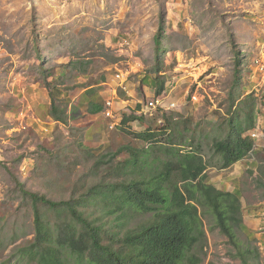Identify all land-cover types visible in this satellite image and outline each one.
Returning a JSON list of instances; mask_svg holds the SVG:
<instances>
[{"label":"rangeland","instance_id":"rangeland-1","mask_svg":"<svg viewBox=\"0 0 264 264\" xmlns=\"http://www.w3.org/2000/svg\"><path fill=\"white\" fill-rule=\"evenodd\" d=\"M116 69L129 73L131 105L170 91L178 108L113 128L107 118L102 132L90 131V121L72 110L50 129L29 97L41 100L38 90L51 87L108 88L96 85L112 83ZM245 113L255 122L245 135L259 136H250L253 147L243 158L221 167L213 144L226 136L231 116L243 121ZM165 122L169 132L158 129ZM146 130L155 137L142 139ZM163 145L198 152L209 182L239 192L240 249L247 264H264V0H0V264H21L12 254L34 234L32 206L16 181L52 200L68 199L133 151L159 166L167 157ZM84 211L100 221L113 217L101 203ZM148 218L132 214L118 229ZM201 219L204 235L189 255L198 264H243L214 217Z\"/></svg>","mask_w":264,"mask_h":264},{"label":"trees","instance_id":"trees-1","mask_svg":"<svg viewBox=\"0 0 264 264\" xmlns=\"http://www.w3.org/2000/svg\"><path fill=\"white\" fill-rule=\"evenodd\" d=\"M154 42L159 51V33ZM55 88L59 87L48 89L52 99L49 115L65 123L66 105L53 95ZM119 94L124 96L123 92ZM101 109L100 105L90 108L91 112ZM137 117L142 116L129 109L121 122ZM227 122L226 136L213 144L214 151L221 155V167L240 160L253 147V139L245 135L255 125L252 113H245L243 121L231 116ZM158 129L169 132L166 122ZM155 135L150 130L139 134L146 140ZM161 148L167 157L159 166L154 160L150 164L144 158L138 160L140 156L133 151L129 159L109 164L103 177L68 199L52 200L16 181V188L32 206L34 234L16 248L13 258L21 264H198L200 260L189 253L199 235H204L201 215L210 213L242 263L247 264L235 231L243 226L239 192L221 190L209 182L206 164L198 152H182L171 145ZM148 150L142 149L141 157ZM101 163L94 164L93 176ZM90 203H101L112 219L89 218L84 207ZM138 213L149 214V218L124 231L118 229Z\"/></svg>","mask_w":264,"mask_h":264},{"label":"crops","instance_id":"crops-1","mask_svg":"<svg viewBox=\"0 0 264 264\" xmlns=\"http://www.w3.org/2000/svg\"><path fill=\"white\" fill-rule=\"evenodd\" d=\"M101 84L105 86L107 85L108 88L104 87L103 89L93 90L95 86L91 85L88 87H82L80 90L75 91L73 93L69 90L55 88L54 90H52V93L53 95L56 96L57 99L61 100L62 103L66 105V113H68V115H71L74 112L72 110H77V112L81 113L83 116H85V118L88 119V121H90L88 124V128L90 131L95 130L98 132L99 131L102 132L104 129L103 127H105L104 125L106 124L105 122L106 120H108L103 114L104 100L107 99L109 95L112 94L111 86L114 83L113 81L112 83L101 82L96 86H99ZM38 92L42 95L41 100H39L38 97H32L33 95H30L29 97L31 100L34 99L33 107L35 109L41 108V111L43 112V114H45V120L44 119L43 120L49 124L48 127L51 129L52 128L51 125L56 124L57 121L53 120L49 115V110H50V105H51V100H52L49 90L48 89L45 90L43 88V89H39ZM133 93H134V89H131V90L129 89V92L127 93V95H125L126 99L128 100L129 97H133ZM129 101L130 100H128V107L132 108L136 105V104L131 105ZM35 102H37V104H35ZM92 104H94L93 107H92ZM97 105L98 106L100 105L102 109L97 112H91L90 108H94ZM118 106L119 105H117V107ZM38 117H39L38 119H40V116ZM46 118H48L50 121L46 120ZM74 121H75L74 118L72 120L70 119V122H74ZM214 185H217V184H214ZM221 185L223 186V183H221ZM225 188H227V186H225Z\"/></svg>","mask_w":264,"mask_h":264},{"label":"built area","instance_id":"built-area-1","mask_svg":"<svg viewBox=\"0 0 264 264\" xmlns=\"http://www.w3.org/2000/svg\"><path fill=\"white\" fill-rule=\"evenodd\" d=\"M127 71L116 69L113 76V85L111 86V96L104 100L103 114L106 118L110 119L109 128H113L122 120L123 113L129 109L143 117H155L157 114H163L169 110H176L178 108V101L171 96L170 91H164L161 94L153 95L146 98L144 101H138L132 108L128 107V100L126 97H121L119 92L125 95L129 91ZM193 100H196V95H191ZM117 105H119L117 107ZM159 120V119H158ZM161 122V119L158 121ZM252 138L258 137L259 133L253 130L249 133Z\"/></svg>","mask_w":264,"mask_h":264}]
</instances>
